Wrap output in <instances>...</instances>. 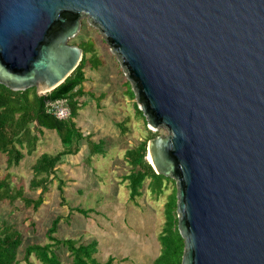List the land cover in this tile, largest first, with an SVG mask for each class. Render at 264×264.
<instances>
[{"label":"water","instance_id":"1","mask_svg":"<svg viewBox=\"0 0 264 264\" xmlns=\"http://www.w3.org/2000/svg\"><path fill=\"white\" fill-rule=\"evenodd\" d=\"M98 27L177 186L182 264H264V0H0V84L43 96Z\"/></svg>","mask_w":264,"mask_h":264},{"label":"rangeland","instance_id":"2","mask_svg":"<svg viewBox=\"0 0 264 264\" xmlns=\"http://www.w3.org/2000/svg\"><path fill=\"white\" fill-rule=\"evenodd\" d=\"M81 42L94 43L99 59L98 68L86 70L88 81L83 87L84 95L78 99L81 110L75 122L85 135L81 151L62 159L37 211L27 208L19 199L12 203L0 200V225L7 222L23 234L15 264H28L24 260L28 244L52 243L47 231L57 217L60 222L54 236L76 238L81 243L97 240L95 257L100 262L112 256L114 264H152L160 253L158 236L166 223L170 196L177 186L167 181L162 193L157 194L148 189L147 181L142 195L132 200L129 181L123 177L130 169L125 154L139 142L150 139L151 132L156 136L167 135L168 130L149 129L145 116L137 111L133 87L118 56L101 30L87 19L82 20L80 32L70 40L73 45ZM37 134L40 139L37 150L29 155L27 149H22L25 156L18 166L8 168L6 156L0 153V177L10 174L12 185L22 187L28 198H38L41 192L29 188L36 159L42 152L55 154L63 148L56 132L43 129L42 134ZM91 141L99 144L98 153L88 162ZM60 182L62 192L58 188ZM78 208L87 215L75 210ZM54 251L61 264H72L65 247H55ZM29 264L43 263L32 255Z\"/></svg>","mask_w":264,"mask_h":264},{"label":"trees","instance_id":"3","mask_svg":"<svg viewBox=\"0 0 264 264\" xmlns=\"http://www.w3.org/2000/svg\"><path fill=\"white\" fill-rule=\"evenodd\" d=\"M78 46L83 49V58L73 73L57 88L43 96L37 94L36 88L24 91H13L0 84V153L6 156L7 167L18 166L24 158L22 149H27V154L32 155L40 141L38 137L43 129L56 132L62 149L55 154L42 152L32 165L33 177L29 188L38 191V198H28L22 187H14L11 176L7 174L0 177V200L15 202L21 200L27 208L38 210L44 203V195L53 182L54 174L62 159L66 156L77 155L81 151V141L84 133L77 126L75 119L81 110L78 99L84 95V84L88 81L86 70L99 67L94 43L81 42ZM90 56L88 57V55ZM91 67V68H90ZM134 96V95H133ZM66 100L71 110V115L66 120L58 119L47 112L48 102ZM137 111L143 115L137 106ZM34 127H36L34 129ZM151 132V131H150ZM152 138L156 137L152 132ZM150 139L139 142L135 147L126 151L129 163V173L124 180L129 181L130 197L134 200L142 195V189L148 181V189L152 193L161 194L164 183L174 180L158 175L148 160L147 146ZM98 145L94 141L89 143L90 155L86 158L91 162V156L98 153ZM63 183L58 184L62 192ZM177 188L170 196L166 208V223L158 236L160 253L152 264H182L184 253V239L179 233L177 217ZM87 215L86 211L75 209ZM60 218H55L48 229V238L52 243L28 244L25 247L24 260L29 264L32 255H35L43 264H61L54 248L63 246L69 252L72 264H114V257L110 256L105 262L96 259L98 241L92 240L81 243L76 238L59 239L54 236L57 232ZM23 234L14 225L4 222L0 225V264H15L18 262L17 254L22 244Z\"/></svg>","mask_w":264,"mask_h":264},{"label":"built area","instance_id":"4","mask_svg":"<svg viewBox=\"0 0 264 264\" xmlns=\"http://www.w3.org/2000/svg\"><path fill=\"white\" fill-rule=\"evenodd\" d=\"M47 112L56 116L58 119L66 120L71 115V110L66 100L48 102Z\"/></svg>","mask_w":264,"mask_h":264},{"label":"bare ground","instance_id":"5","mask_svg":"<svg viewBox=\"0 0 264 264\" xmlns=\"http://www.w3.org/2000/svg\"><path fill=\"white\" fill-rule=\"evenodd\" d=\"M148 159H149L150 162L152 161L150 154H148Z\"/></svg>","mask_w":264,"mask_h":264}]
</instances>
